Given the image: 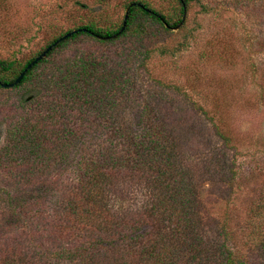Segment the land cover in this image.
I'll use <instances>...</instances> for the list:
<instances>
[{
    "label": "trees",
    "instance_id": "1",
    "mask_svg": "<svg viewBox=\"0 0 264 264\" xmlns=\"http://www.w3.org/2000/svg\"><path fill=\"white\" fill-rule=\"evenodd\" d=\"M173 1L171 11L145 0L125 3L126 9L132 2L143 6L130 8L126 27L117 34L125 16L101 25L88 3L74 0L91 17H79L78 23L26 59L0 56V88L17 89V111L28 107L24 93L33 90L35 82L52 84L45 104L20 112L9 125L8 141L0 148V169L18 182L31 180L27 189L15 187L0 195V264H264V180L244 206L231 203L220 230L208 234L193 175L182 163L177 140L161 121H154L151 102L141 106L144 100L132 89L131 61L137 52L127 46L157 25L163 32H173L193 3L205 8L200 0ZM11 5V0H0L4 36L12 33L5 28L11 23ZM185 22L186 18L182 27ZM79 28L86 30L58 43L20 83L2 86L14 82L49 45ZM124 37H129L127 46L119 43ZM86 38L94 42L83 45ZM135 103L142 109L139 119L122 120L126 108ZM209 117L216 134L231 143L219 120ZM105 128L110 131L107 141L97 149L92 134ZM260 172L264 173L263 166ZM65 174L68 185L55 199ZM218 175L225 177L219 170ZM258 175L254 170L240 174L237 186ZM234 179L232 175L222 180L234 185ZM124 180L147 187L150 194L132 213L120 212L110 203L111 190Z\"/></svg>",
    "mask_w": 264,
    "mask_h": 264
},
{
    "label": "rangeland",
    "instance_id": "2",
    "mask_svg": "<svg viewBox=\"0 0 264 264\" xmlns=\"http://www.w3.org/2000/svg\"><path fill=\"white\" fill-rule=\"evenodd\" d=\"M81 1L90 5L89 10L101 25H109L123 20L125 3L132 0H108L103 4ZM145 1L169 11L175 5L173 0ZM200 1L205 8L193 3L183 27L167 33L157 25L135 44L127 46L129 37L121 38L119 43L136 49V59L131 61L135 76L132 89L144 100L141 106L147 100L151 102L154 121H161L177 140L182 163L193 175L204 228L208 234H215L227 218L231 203L244 206L263 185L264 173L260 170L263 166L264 171V0ZM11 2V23L5 25L11 35L4 36V27L0 25V56L4 58L26 59L48 40L78 23L79 17H91L90 11L74 5V0ZM81 42L86 45L94 41L86 38ZM146 53L149 58L142 66ZM31 89L24 93L28 107L17 111L15 103L20 98L15 93L17 89L0 88V101L6 102L0 106V148L8 141L9 125L18 119L20 112L45 104L52 84L43 80L35 82ZM156 91L157 94L153 93ZM141 110L138 103L130 105L122 111L125 113L122 120H138ZM208 115L218 119L229 132L231 143L226 144L216 134ZM109 133L107 128L95 130L92 143L97 149L107 141ZM218 170L225 177L218 175ZM252 170L260 175L237 186L240 174L249 175ZM232 175L234 185L222 180ZM65 176L55 199L66 190L69 179ZM28 181L18 182L0 169V195L4 191L27 189L31 186ZM149 195L147 187L124 180L111 190L110 203L120 212L132 213Z\"/></svg>",
    "mask_w": 264,
    "mask_h": 264
},
{
    "label": "water",
    "instance_id": "3",
    "mask_svg": "<svg viewBox=\"0 0 264 264\" xmlns=\"http://www.w3.org/2000/svg\"><path fill=\"white\" fill-rule=\"evenodd\" d=\"M136 4H138L139 6H143L141 3H136V2H132L130 3V5L127 7L126 9V13H125V19H124V23H123V26L122 28L120 29V31L117 33V34H121L123 32V30L125 29L126 27V23H127V19L129 17V11H130V8L132 6H135ZM186 18V15L184 16L183 20L179 23V25H177L176 27H172L173 29L177 30L179 29L184 20ZM81 30H86V28H79V29H74L73 31L71 32H68L66 34H64L62 37H60L58 40H56L53 44L49 45L40 55H38L33 61H31L27 67L24 69V71L17 77V79L12 82V83H1L3 87H6V88H10V87H13L15 85H17L18 83H20V81L22 80L23 76L25 75V73L32 67L34 66L38 61H40L43 57H45L48 52H50L58 43H60L61 41H63L64 39L70 37L73 33H77Z\"/></svg>",
    "mask_w": 264,
    "mask_h": 264
}]
</instances>
